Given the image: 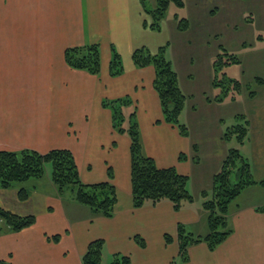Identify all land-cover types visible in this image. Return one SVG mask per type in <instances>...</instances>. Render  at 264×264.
<instances>
[{
  "label": "crops",
  "instance_id": "1",
  "mask_svg": "<svg viewBox=\"0 0 264 264\" xmlns=\"http://www.w3.org/2000/svg\"><path fill=\"white\" fill-rule=\"evenodd\" d=\"M240 2L184 0L179 7L187 15L180 18H186L188 25L181 30L190 33L177 38L194 40L202 30H190L203 16L217 17L225 5L231 7L226 24L239 26L238 18L247 17L238 9ZM155 6L156 0L150 9ZM180 18L177 13L165 15L156 30L149 26L151 18L142 0H0V150L46 153L68 148L83 182L110 180L118 191L116 212L107 217L76 203L73 195L64 201L65 194L58 192L50 172L27 182L25 200L19 198V186L0 188L2 206L36 216L33 225L0 234V264H83L82 256L96 238L104 240L103 264H110L116 253L129 255L132 264H264V185L260 182L246 187L232 201L229 221L233 231L220 245L211 250L205 241L192 244L188 259H180L178 223L195 234L208 232L202 194L210 191L219 162L227 156L221 116L198 111L192 102L193 74L182 73L173 57V35L180 31ZM89 43L100 46L97 74L73 68L65 59L67 47ZM163 45L186 95L180 114L186 134L164 119L153 85L154 66L138 67L133 60L136 48L145 46L156 52ZM114 51L123 64L119 75L110 73ZM257 96L255 92L251 97ZM122 98H128V108H134L144 153L158 166H174L188 175L192 202L180 209L168 199L133 207L131 138L113 127L112 109L104 105L106 100ZM260 99L253 139L257 181L264 179L262 95ZM207 121L217 127L209 131ZM258 154L262 162L259 177ZM206 158L217 161L215 168H208ZM166 233L172 241L166 242ZM55 234H60L58 240L52 238ZM136 236L144 239V246Z\"/></svg>",
  "mask_w": 264,
  "mask_h": 264
},
{
  "label": "trees",
  "instance_id": "2",
  "mask_svg": "<svg viewBox=\"0 0 264 264\" xmlns=\"http://www.w3.org/2000/svg\"><path fill=\"white\" fill-rule=\"evenodd\" d=\"M144 9L150 15L149 26L152 29H160L167 10L172 2L178 6L184 5V0H156V6L148 9L145 0H142ZM186 18L179 19V28H187ZM166 45L152 52L145 46L136 48L133 52L134 63L138 67L153 65L156 71L154 88L158 92L164 119L178 126L183 134L187 127L180 122V114L184 108L186 95L178 82V75L172 65V61L166 55ZM225 50V49H223ZM229 54L226 63L238 61L235 55ZM223 52L218 54L214 66L220 67L225 61ZM66 62L73 68L83 69L92 74L100 72L101 53L98 43L70 46L65 49ZM123 71L120 55L114 51L110 63V73L119 75ZM258 82L264 80L257 78ZM218 81V80H217ZM236 82V89H240L241 83ZM217 83V82H214ZM250 95L255 94L250 90ZM235 96L233 95V98ZM130 103L128 98L106 100L104 105L112 109L113 127L119 132H127L131 138V183L133 207H141L146 202L156 203L163 199L173 202L175 209H180L185 202H192L194 195L188 188V175L180 173L174 166L160 167L153 157L143 151L140 128L133 111L130 123L124 127L123 106ZM244 117V116H243ZM245 118V117H244ZM248 120L236 124L233 130L224 132L226 140L232 133H238L236 138L243 142L248 135ZM230 128V127H229ZM241 162V163H240ZM50 171V179L55 184L58 192L64 195L73 192V199L88 206L94 213L111 217L116 212L118 203V191L116 185L110 180L95 183H85L80 177V172L73 152L68 148H53L46 153H40L32 149L20 151L0 150V188H12L19 186L18 195L21 200L29 196L27 182L37 181ZM109 176L113 177V171L109 168ZM237 173V180L232 173ZM260 182L264 185V179L257 181L253 178L250 163L242 156L237 148H230L224 158L220 169L214 174L211 191H204L206 197L203 207L208 211V232L205 235L195 234L186 225L178 223L177 239L179 244L180 259H188V248L195 243L205 241L211 250L220 245L233 231L229 221V208L232 201L238 197L244 188ZM36 222L34 214L21 215L2 206L0 202V234L9 231H20ZM60 234L52 236L59 239ZM140 245L144 246L142 237L136 236ZM166 242L173 240L172 235L165 234ZM104 240L96 238L89 242L86 252L82 256L83 264H103ZM1 264H7L2 261ZM110 264H132L129 255L116 253Z\"/></svg>",
  "mask_w": 264,
  "mask_h": 264
},
{
  "label": "rangeland",
  "instance_id": "3",
  "mask_svg": "<svg viewBox=\"0 0 264 264\" xmlns=\"http://www.w3.org/2000/svg\"><path fill=\"white\" fill-rule=\"evenodd\" d=\"M154 2L155 0H146L147 8L153 7ZM230 8L225 5L217 17L203 16L197 27L190 30H202V34L195 37L194 40L178 39V35L189 36L190 32L174 29L173 57L182 73L191 72L193 74L191 84L195 97L192 98V102L196 104L199 112L211 114L213 117L221 116L219 121L224 132L228 129L233 130L234 127L231 126L245 122V119L248 120L249 133L244 141L237 140L238 133L236 132L232 133L227 140L224 138V144L227 146V153L230 148H237L242 156L249 161L254 178L256 174L253 169V139L254 132L257 130L254 114L255 116L258 114V106L262 102L261 95L264 98V83L257 80L258 77L264 78V0H241L238 9L247 17L242 21L238 18L239 26L237 27H230L225 22V16L230 13ZM176 13L179 18L187 15L186 10H182L172 2L166 16L173 17ZM254 17L256 18L252 19ZM221 52H223L222 57L225 62L215 68L214 62ZM226 52L235 55L238 61L231 60L230 63H226L229 58V54ZM235 80L241 83L239 90L236 89ZM250 90H254L258 96L251 97ZM203 95L206 96L205 103H201ZM207 100L211 102L209 103ZM133 109L128 108L127 104L123 106L124 127L130 123ZM211 122H206L209 131L217 127ZM219 150L221 149L219 148ZM210 160L206 158L207 166L213 169L217 161ZM261 163V157L258 154V177L260 176ZM219 164L221 167L222 162ZM48 172H50L49 167ZM232 176L234 180H237L236 172H233ZM72 194V191L66 193L63 197L64 201ZM258 198L260 197L258 196ZM64 203L70 205L72 202Z\"/></svg>",
  "mask_w": 264,
  "mask_h": 264
}]
</instances>
